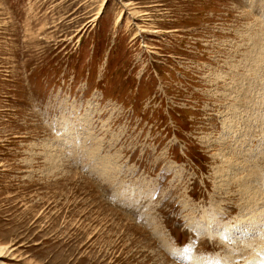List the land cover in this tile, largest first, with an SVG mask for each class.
Listing matches in <instances>:
<instances>
[{"label": "rangeland", "instance_id": "1", "mask_svg": "<svg viewBox=\"0 0 264 264\" xmlns=\"http://www.w3.org/2000/svg\"><path fill=\"white\" fill-rule=\"evenodd\" d=\"M256 44L264 0H0V264L257 262L246 171L216 173L241 148L264 197Z\"/></svg>", "mask_w": 264, "mask_h": 264}, {"label": "bare ground", "instance_id": "2", "mask_svg": "<svg viewBox=\"0 0 264 264\" xmlns=\"http://www.w3.org/2000/svg\"><path fill=\"white\" fill-rule=\"evenodd\" d=\"M261 36V35H260ZM250 38V37H249ZM260 38V37H259ZM251 39V38H250ZM251 45V44H250ZM257 45V44H256ZM256 45H253V46H256ZM259 45V44H258ZM257 45V49L254 51V55L253 56H251L252 57V61L253 62H256V63H260V61H262V59H260V60H258V57L261 55V54H264V52L262 51V45L260 44L259 46ZM253 46H252V48H253ZM251 48V49H252ZM255 49V48H254ZM250 51H252V50H250ZM258 51V52H257ZM246 52V51H245ZM253 52V51H252ZM260 52H262V53H260ZM256 56H258V57H256ZM251 63V62H250ZM258 66V65H257ZM250 67V66H249ZM260 83H261V81H260ZM259 85H261V84H259ZM259 85H257V86H255V87H252L250 90H249V92H252L253 91V89L254 88H257V87H259ZM262 88H264V87H262ZM258 89V88H257ZM237 92V90L235 89V90H232V89H230V91H229V93H226V94H230V93H232V92ZM241 91H242V89H241ZM264 92V91H263ZM225 93V92H224ZM257 93L259 94L258 95V97L260 96V95H262V96H264L263 94H260L258 91H257ZM225 94V95H226ZM240 94V93H239ZM242 94V97L240 98V99H238L239 100V102H237V104L238 105H240V106H247V105H249V103H252L251 104V107H249V108H245V111H250L246 116H240V115H238L237 113H238V111L236 112V111H234V115H233V117L231 116V115H229L230 116V118H232L233 120H231L230 118H227L228 119V123H227V125H226V128H227V134H228V132H230V130H231V132H233V131H235V132H237V129L236 130H234L235 128V126L237 125V121H238V123L240 122V121H247V120H249L248 118H250V116H253V114L254 113H251V110L252 111H255L256 110V108H257V111H258V107H259V102L257 101V104H256V102H254L255 101V98L253 97V96H248L247 94H246V90L243 92V93H241ZM244 96H245V98H244ZM246 99V100H245ZM261 104V103H260ZM263 105H264V103H263ZM236 106V103L233 105V107H235ZM260 108V107H259ZM227 110H229V109H227ZM243 111H244V109H243ZM243 113H245V112H243ZM240 114V113H239ZM256 114V113H255ZM242 118H244V119H242ZM254 118V117H253ZM252 118V119H253ZM259 119V118H258ZM264 119V118H263ZM255 120V119H254ZM242 121V122H243ZM250 121V120H249ZM264 121V120H263ZM257 122V121H256ZM246 123V122H245ZM259 123V122H258ZM263 123V122H262ZM242 124L243 123H241V125L239 126L240 128L239 129H241V127H242ZM257 126V125H256ZM238 128V127H237ZM243 128H245V127H243ZM262 128L264 129V126L262 125ZM245 130H247V129H245ZM262 132V131H261ZM244 133H245V131H244ZM231 134V133H230ZM245 134H247V133H245ZM239 135V134H238ZM248 135V134H247ZM263 135V134H262ZM235 136V135H234ZM242 136V135H241ZM240 136V137H241ZM222 137H224V136H222ZM238 137V136H237ZM247 137V136H246ZM222 139V138H221ZM245 139V138H244ZM249 139V138H248ZM254 139V138H253ZM224 141V140H223ZM242 141V140H241ZM246 141V140H245ZM263 141V140H262ZM253 142V141H252ZM262 143H264V142H262ZM250 144V143H249ZM251 145V144H250ZM263 145V144H262ZM238 147H233L232 149H231V151H233L234 149H236L232 154H230V152L229 153H224V151L223 152H220L219 154H223V157L225 156V158H223V160H222V166H221V168H220V170H216V173L219 175L220 173H221V175L220 176H224L225 177V179L224 180H226V177H228L229 179H232V180H234L235 178H236V175L241 171V169H243V170H245L246 171V175L241 179V182H239L238 183V185H239V191L242 193V194H244V195H247V197H245V198H243V201H244V204H243V206L242 207H244L242 210L244 211L245 210V212L246 213H244L243 214V217H242V219L244 218V216H247V215H250L249 217H248V219H244L243 221H245L243 224H245V225H240L239 227H244L245 228V230L247 231H245L246 232V234L247 235H249V233H251V232H254V230H256V231H258V229H259V231H261V232H264V197H263V194H262V192L260 193V191L257 189V188H261V184H263L262 183V181L261 180H263L261 177H258L257 176V174H256V172L254 171L255 169L252 167V166H249V164H248V162H247V166L246 167H242L241 166V153H242V149L241 148H238ZM243 148V147H242ZM227 149V148H226ZM221 151V150H220ZM261 153V154H259V153ZM257 153L259 154V155H261V156H264V146H263V148L261 149V150H259ZM226 154V155H225ZM249 160V159H248ZM243 161V160H242ZM252 163V162H251ZM255 163V162H254ZM263 164V163H262ZM258 165V164H257ZM254 166H255V164H254ZM264 167V166H263ZM254 169V170H253ZM263 171H264V169H263ZM242 172V171H241ZM261 174V173H260ZM243 176V175H242ZM232 180H230V181H232ZM235 181V180H234ZM218 182H219V180H218ZM221 182V181H220ZM233 182V181H232ZM264 182V181H263ZM224 183V182H223ZM217 185V184H216ZM221 185V184H220ZM258 185H260V186H258ZM221 187V186H220ZM219 187V188H220ZM233 187V186H232ZM264 187V186H263ZM262 187V188H263ZM221 188H223V187H221ZM229 190V189H228ZM262 191H263V189H262ZM208 218V217H207ZM207 218H206V221L207 222H205V225L204 226H202V225H200L199 223H196V221H192L191 222V224H192V227L196 230V232H198V233H204V232H206V233H209L211 236H215V234H219V235H221V237H222V239L224 238H226L225 236H224V234H225V232L222 230V229H219L220 231H216V230H214V228H212L211 227V224H210V222H208V220H207ZM204 221H205V219H204ZM204 227H206V228H208V229H203ZM262 227V228H261ZM239 231H243V229L241 228ZM219 238V237H218ZM165 241V243H167L168 245H169V243L166 241V240H164ZM256 242V241H255ZM259 242H260V240H259ZM261 246H259V247H261V249L262 248H264V240H262V242H261V244H260ZM167 248H168V250H169V252L170 253H172L174 256H176L177 258H179V259H182L183 261H185V262H187V263H191L192 262V260L194 261L195 259H194V256L189 252V251H187L185 248H178V247H170V246H166ZM248 247V246H247ZM255 248V247H254ZM261 254H263L262 256L260 255V257H258L257 258V262H254L253 264H264V249H263V251L261 252ZM199 257V256H198ZM196 262H198V261H196ZM196 264V263H195ZM202 264V263H201Z\"/></svg>", "mask_w": 264, "mask_h": 264}]
</instances>
